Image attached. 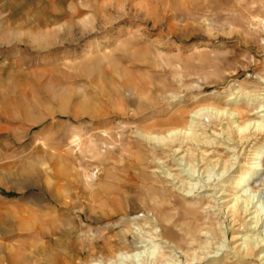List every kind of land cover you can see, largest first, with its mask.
I'll use <instances>...</instances> for the list:
<instances>
[{
	"label": "rangeland",
	"instance_id": "1",
	"mask_svg": "<svg viewBox=\"0 0 264 264\" xmlns=\"http://www.w3.org/2000/svg\"><path fill=\"white\" fill-rule=\"evenodd\" d=\"M263 98L264 0H0V264H156L173 246L236 264L213 187L178 193L156 167L179 156L140 132L202 109L215 135V111L260 121ZM256 163L237 195L264 227Z\"/></svg>",
	"mask_w": 264,
	"mask_h": 264
},
{
	"label": "bare ground",
	"instance_id": "2",
	"mask_svg": "<svg viewBox=\"0 0 264 264\" xmlns=\"http://www.w3.org/2000/svg\"><path fill=\"white\" fill-rule=\"evenodd\" d=\"M260 107L262 109L259 112H264V102H262ZM200 110L195 111L191 119L186 123L178 118L174 119L168 125L169 128L161 134H153L150 130H142L140 136L152 141V143L163 149L169 150L168 152H172L173 156H175L174 158L179 156L175 159L174 166H177V168L173 167L174 169H170L165 163L159 162L156 170L164 175L165 179L169 180L182 196L190 197V193H193V191L197 192L199 189L213 187V194L218 196L215 195L217 200L211 207L215 208V211L224 217L226 223L224 229L228 227L229 234V241L227 238L225 244L218 246L217 251L224 252L223 249L229 248L237 258L236 264H247L251 260L262 264L264 260V229L262 230L264 227L262 219L254 210L255 206L251 205V201L248 198H241V195H237V192L241 184L245 180L250 179L255 174V171L259 170L256 161L261 159V155L264 153V115L260 121L252 122L247 120L248 122L241 123L234 120L235 115L239 116L235 112L236 110H217L212 115L220 122L219 124L225 121L222 123L224 125H222V128H224L215 135L214 133L210 135L205 133L203 135L202 133L198 134L202 125L201 117L203 116V112ZM172 147L175 149L172 150ZM210 147L223 149L226 155L213 159L210 156L211 153H208ZM193 148H196L197 153L195 155L193 154ZM201 148H205V150ZM200 149L202 150L201 152H199ZM171 170H176L177 173H172ZM212 174L214 175L212 176ZM211 176L213 178L217 177L215 178L218 181L217 186H219L217 192H214L215 187L212 186V181L215 179L212 178L213 180L211 181ZM219 179L222 180L219 181ZM199 181H201V185L197 187ZM207 208H209V205ZM131 221L133 220H128L129 225ZM206 225L205 223L204 226ZM166 236L163 232L154 237L162 239ZM120 237L121 235L117 234L115 238L123 239ZM87 247V252L90 254V245ZM173 248V259H167L163 262L156 261V264H213L220 260V256L223 254L208 257V254H210L208 248H206V253H202V251L201 253H188L187 250L180 251V247L176 248L179 252L175 253V248ZM137 252L131 251L127 255L131 260H134ZM140 252H138L139 256ZM121 256L126 258L122 253H118L116 259H121ZM226 256L227 254L224 253L221 259ZM140 262L142 264H155V261H151V259L149 262L148 259ZM78 263L81 262L78 261ZM83 264L86 263L84 262Z\"/></svg>",
	"mask_w": 264,
	"mask_h": 264
}]
</instances>
